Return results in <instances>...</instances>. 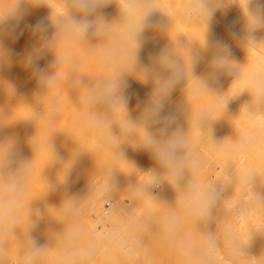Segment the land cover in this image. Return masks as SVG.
Here are the masks:
<instances>
[{"label":"bare ground","instance_id":"6f19581e","mask_svg":"<svg viewBox=\"0 0 264 264\" xmlns=\"http://www.w3.org/2000/svg\"><path fill=\"white\" fill-rule=\"evenodd\" d=\"M44 2L48 6L41 4L34 7L35 10L38 8L40 13L46 11L44 15L39 13L40 18L34 19L35 22L32 20L34 23L30 24L33 26L42 18L47 21L51 14L54 17L64 13V9L62 10L54 0H44ZM227 2L229 3L226 9L216 12L211 24L209 40L213 38L229 40L227 31L229 26L238 30L243 27L244 16L236 3L243 7L244 0H227ZM187 3L188 0H159V10L153 12L150 19L153 23L168 27L167 30L149 31L145 34L139 54L140 64L150 69V54L158 53L165 47L176 48L186 62L188 52L201 58L195 65L193 75L177 85L166 106L167 110L181 109L180 122L185 126H187L185 117L191 113L196 114L202 110L212 113L206 134L203 137L194 135L192 141V151L200 161L197 173L200 182L220 180L226 177V172L230 175L234 173L238 177L252 176V178L250 183L240 180L228 185L221 193L217 206L212 210V218L206 224L197 227L208 232L216 231L217 236L222 240L230 235L239 239H247L250 236V246H245L243 251L246 256L259 258L264 254V236L259 232L264 231V202L260 200V198L264 199V114L250 117L243 112L239 114V110L241 105L250 99V94L244 91L248 88V82L264 79V29H258L253 33L255 43L249 45L247 49L232 42L231 60L236 68L231 70V74L225 69L216 74L217 79H209L210 90L193 93L191 90L196 83L193 79L207 77L209 74L208 62L211 59V50L203 47L205 26L202 21H196L188 15ZM261 3H264V0H261ZM250 7L254 8L255 5ZM9 8L12 9L10 6ZM9 8L7 7L6 10H10ZM31 8L34 11L33 7ZM17 11L22 13L23 10L19 7ZM26 11L24 10V13ZM14 13L9 15L13 16ZM54 13L57 15H53ZM101 13L108 20L118 18L115 4L101 9ZM35 14L37 15L36 12L33 13ZM13 17L7 18L4 25V28L6 26L4 40L7 41L4 43L21 42L24 39L22 35H25L23 32L28 21L19 15L16 18H20L16 20ZM27 27L26 29L31 32L29 29L31 25ZM9 32L12 33L11 37L8 36ZM25 32L27 34L26 30ZM118 33L119 29L113 33L107 43L99 46L95 51L86 44L72 48L73 57L78 58L81 64L78 75L83 76L84 83H88L91 77L110 73L111 65L103 60L101 54L113 48ZM26 36L27 39L29 35ZM31 38L32 35L27 40ZM23 41L26 47H32L33 39ZM28 42L31 44L29 45ZM91 42L95 44L99 41L92 38ZM9 46L8 44L6 47ZM127 52L126 47L115 48L114 61L125 60ZM23 54V50L11 51V65L0 71V140H13L20 156L28 160L32 159L28 199H34L31 206L38 210L39 218L35 215L32 217L37 226L30 233L31 237L39 245L42 243L51 245L54 243L51 237L55 238L56 234L61 233L67 225L80 229L93 247L96 244L98 249L96 248L97 252L94 251L96 254L94 253L93 257L96 255L98 263L103 260V264H179V256L173 247L164 241L158 228L163 219L172 212L169 207L175 203L174 189L167 182L159 188H149L150 194L157 199V203L148 202L144 198L134 200L126 193L130 185L136 184L137 177L140 181L147 180V177L140 176L139 173L155 167L150 154L131 144L123 146L124 158L139 173L123 161H115L111 149L99 145V134L83 129V121L87 117L86 111L89 110L90 105L76 101L77 94L71 86L70 67L68 65L61 67V72L66 77L65 82L45 93L31 78L30 71L22 67L20 60ZM53 59V53H46L39 60V66L45 68ZM187 84L188 100L185 99ZM229 89V94L243 92L236 99L229 101L224 112L218 98L226 94ZM151 91V84L141 83L133 76L127 77L125 94L130 97L131 105L134 104L132 107L128 106L130 115L135 114L132 119L139 116L137 103L146 101ZM53 107L59 109L54 117ZM116 117L119 120L121 113H116ZM112 131L118 133L119 130L114 126ZM75 143L81 149L73 159ZM242 144L246 147L241 148ZM50 146L59 156V159L52 164ZM69 161L72 162V167L67 170L63 180L62 170L64 164ZM114 164L131 174L114 169L116 190L107 198L102 178ZM47 184L51 189L46 194ZM65 197H74L80 204L77 209L78 214L71 219L66 218L62 210H57ZM104 198L112 202V210L110 214L107 213L108 215L104 214L106 210H102ZM98 220H100L99 224ZM149 220L152 222L147 223L149 230L144 231L143 225ZM179 231L181 235H197L196 225L191 220H183ZM138 234L143 235V246L134 256L126 258L123 249ZM16 248L15 241H11L12 264L17 258ZM54 251L49 254L48 264H51L54 258ZM232 259L229 247H223L214 254L215 264H230ZM240 264H249V262L241 258ZM259 264H264V260Z\"/></svg>","mask_w":264,"mask_h":264},{"label":"clouds","instance_id":"9594fccd","mask_svg":"<svg viewBox=\"0 0 264 264\" xmlns=\"http://www.w3.org/2000/svg\"><path fill=\"white\" fill-rule=\"evenodd\" d=\"M64 14L47 21L41 20L31 28L34 43L26 51L20 63L26 71H30L31 78L39 89L47 93L65 82V74L61 72L63 65L71 70V86L77 94L76 101H83L90 105L83 129L99 134V145L111 149L115 161H123L135 167L124 158L123 146L131 144L133 147L147 151L155 167L139 173L147 177L140 181L137 177L135 185H130L126 191L134 200L144 198L148 202L157 203V199L149 192V188H159L167 182L175 191V203L169 207L171 214L158 225L164 241L170 244L179 256V264H215L214 254L223 247H229L233 259L230 264H240V259H246L249 264H259L264 260V254L259 258L246 256L243 248L250 246L251 237L239 239L229 236L221 239L216 231L208 232L198 229V225L206 224L212 218V210L221 199L225 188L240 180L250 183L252 176H236L228 174L220 180L202 183L197 178L200 168L199 158L192 151L193 136L203 137L209 128V117L212 113L202 110L185 117L186 125L181 123L182 110H167V105L178 84L185 82L194 73L195 65L201 59L198 55L188 52L187 62L176 48L165 47L158 53L150 54L151 68L141 65L139 54L145 34L149 31L167 30L166 25L153 23L151 14L159 10V0H62ZM227 0H188L186 5L188 15L196 21H202L205 26L204 44L206 50H211L208 62L207 77H196V83L191 90L193 93L210 90L208 80L217 79V73L236 67L231 60L233 43L247 49L255 43L253 33L264 29V3L261 0H244L243 7L238 4L244 16L242 29L229 26V40L213 38L209 40L211 24L217 11L227 8ZM20 4L32 7L47 5L44 0H15L10 12L0 10V71L11 65V49L4 43L7 17ZM115 4L118 18L108 20L101 13V9ZM255 5V7H250ZM48 6V5H47ZM55 29L49 36L48 28ZM119 33L113 48L105 50L101 55L103 60L111 65L108 75L91 77L88 83L82 81L78 75L81 64L72 55V48L86 44L95 51L99 46L107 43L114 32ZM8 36H12L9 32ZM92 38L99 42L93 44ZM63 42V46H61ZM118 47L128 49L126 59L114 61V50ZM53 53L54 59L45 68L39 66V60L46 53ZM133 76L141 83L151 84L152 91L144 102H138L139 116L132 119L128 111L130 97L125 94L127 77ZM231 89V87H230ZM223 94L218 100L222 103L224 112L230 100L236 99L243 91L236 94ZM247 91L250 99L242 104V112L250 117L264 114V79H254L248 82ZM189 89L186 85L185 99L188 100ZM59 112L53 107L52 116ZM121 118L116 119V113ZM238 114V115H239ZM118 128V133L112 131ZM33 146V145H32ZM246 147L245 144L241 148ZM80 147L75 143L73 159L79 154ZM50 163H55L59 156L50 146ZM66 166V167H65ZM72 162L64 164L63 180ZM114 166L104 175V191L107 198L116 190ZM32 174V159L20 156L15 142L11 139L0 140V264H12L10 259V242L16 243L17 258L14 264H48L50 252L55 255L51 264H88L94 253L89 239L78 228L65 225L64 230L53 236V244L39 245L30 233L37 223L32 217L39 218L38 210L32 208V201L28 199L29 181ZM94 179V178H93ZM92 179V185H93ZM62 180V181H63ZM46 194L51 186L47 184ZM45 194V195H46ZM260 198V197H259ZM264 202V199H261ZM79 202L74 197H65L57 210H62L66 218L75 217L79 209ZM183 220H191L196 225V236L181 235L180 224ZM147 221L143 230L148 231ZM152 223V222H151ZM264 236V231H259ZM143 246V235L132 238L129 245L123 249L126 258L134 256Z\"/></svg>","mask_w":264,"mask_h":264},{"label":"rangeland","instance_id":"374dc122","mask_svg":"<svg viewBox=\"0 0 264 264\" xmlns=\"http://www.w3.org/2000/svg\"><path fill=\"white\" fill-rule=\"evenodd\" d=\"M54 2H55V3H58V4H59V7H61L62 10L64 9V8H63L62 0H54ZM14 3H15V0H0V8H1V9L3 8V10H4V9L6 10L7 7L9 8V6L12 8V7L14 6ZM9 4H10V5H9ZM3 6H4V7H3ZM19 7L22 8V10H23L22 13H20V11H17ZM31 7H32V6H31ZM31 7H30L29 5L20 4V6L18 5V6L15 8L16 11L19 12V13L16 14L17 12L13 10L11 13L16 12V13H14V15H13V16H15V14H16V16L13 17V16L9 15L7 18H11V17H13V18L16 20V19H18V18H20V17H21V18L24 17L23 19H26V20L28 21V25H27V26H30V25H31V28H32V27H33V24H30V23H34V22H35L34 19L37 20L36 18H40V15H44V12H45L46 10H44V11H42V13H40L38 8L36 9V10L38 11V12H37V11L34 9V7H33L34 11L37 13V15L35 14V15H36V16H35V15H33V13H35V12L32 10ZM35 8H36V7H35ZM1 9H0V10H1ZM9 9H10V8H9ZM3 10H2V11H3ZM10 10H12V9H10ZM10 10H6L5 12H8V11L10 12ZM24 10H27V11L24 13ZM62 10H61V11H62ZM32 11H33V12H32ZM63 11H64V10H63ZM27 12H29L30 14H28ZM39 13H40V15H39ZM21 14H22V16H21ZM24 14L27 15V16H23ZM60 14H62V13H60ZM63 14H64V13H63ZM18 15H19L20 17L16 18ZM29 15H31V16H29ZM53 15H57V14L54 13ZM10 16H11V17H10ZM28 16H29V17H28ZM54 17H56V16H54ZM54 17H53V18H54ZM13 18H12V19H13ZM42 19H43V18H42ZM42 19H41V20H42ZM32 20H33L34 22H32ZM41 20H39V21H41ZM43 20H44V19H43ZM36 22H37V21H36ZM29 24H30V25H29ZM27 26L24 28V32H23V33H25V35H24V34L22 35V37L26 40V42L29 41V40L31 41V39H33V38H31V39L27 40V39L30 37V35H32L31 32H30V30L26 29V28H28ZM5 28H6V26H5ZM31 28H29V29H31ZM25 30L27 31V34H26ZM28 31H29V32H28ZM54 31H55V29L53 30L52 27H49V28H48V35L51 36V35L54 33ZM18 34H19V33H18ZM26 35H29L27 39L25 38V37H27ZM24 39H23V40H24ZM23 40H22V41H23ZM22 41H21V42H20V41H18V42H17V41H14V42H11V43L8 42V43H5V45L8 46V44H9L10 46L7 47V48H10L12 52H14V51H20V52H22V50H23V52L25 53V51H28V50H30L31 48H30V47H26V45H25L26 43L23 41V43H24V44H23ZM4 42H7V41L4 40ZM21 43H22V44H21ZM29 43H30V42H28V44H29ZM31 43H32V45H33L34 40H33ZM31 43H30V44H31ZM30 44H29V45H30ZM19 45H20V46L22 45L21 47L24 46V47H23L24 49H23V48H22V49H19V48H21ZM32 45H31V46H32ZM131 102H132V101H131ZM131 102L129 101V103H128V106H129V107L134 106L133 103H132L133 105H131ZM134 102H135V101H134ZM79 104L81 105V103H79ZM82 104H83V103H82ZM86 112L88 113V111H86ZM86 112H85V114H86ZM130 116H132L131 118H134L135 114L130 115ZM136 116H137V114H136ZM116 118H118V117H116ZM136 118H138V116L135 117V119H136ZM119 119H120V118H119ZM142 160H143V159H142ZM144 164H145V163H144ZM107 200H108L107 198H104V199L102 200V204H103V206H104L103 209H102V204H101V209H102V210H106V211H104V214H105V215L110 214V212H111V210H112V204H111L112 202L109 201V200H108V201H109V202H108ZM106 203H108L109 206L106 205ZM109 207H110V209H109ZM107 213H108V214H107ZM97 223L99 224V223H100V220H98ZM46 244H48V243H46ZM41 245H43V243H42ZM49 245H50V243H49ZM91 245H92V243H91ZM93 245H94V244H93ZM95 245H96V244H95ZM95 245H94L95 248L92 246V247L94 248V251H96V248H97ZM97 249H98V248H97ZM52 251H54V250H52ZM96 252H97V251H96ZM54 253H55V251H54ZM94 253H95V252H94ZM94 253H93V254H94ZM95 254H96V253H95ZM53 257H54V255H53ZM94 257L96 258V255H94ZM94 257H93V255L91 256V258H93V259H94ZM91 258L89 259L88 264H91V263H92V264H94V263H96V264H100V263L103 264V260H101V258H100V260H101L100 263H98L99 260H98L97 258H96L97 260L94 259V261H93V259H91ZM49 259H50V258H49ZM90 260H92L91 263H90ZM95 261H96V262H95Z\"/></svg>","mask_w":264,"mask_h":264},{"label":"built area","instance_id":"2783aa9c","mask_svg":"<svg viewBox=\"0 0 264 264\" xmlns=\"http://www.w3.org/2000/svg\"><path fill=\"white\" fill-rule=\"evenodd\" d=\"M106 205H108V203H106Z\"/></svg>","mask_w":264,"mask_h":264}]
</instances>
